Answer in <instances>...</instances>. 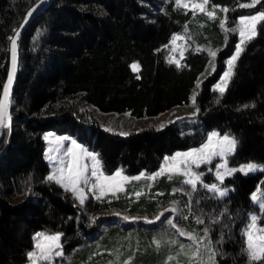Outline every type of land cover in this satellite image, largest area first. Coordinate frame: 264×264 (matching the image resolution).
I'll list each match as a JSON object with an SVG mask.
<instances>
[{"label":"trees","instance_id":"16d2710c","mask_svg":"<svg viewBox=\"0 0 264 264\" xmlns=\"http://www.w3.org/2000/svg\"><path fill=\"white\" fill-rule=\"evenodd\" d=\"M39 1L0 0V98L10 38ZM245 5L251 0H207L206 10L196 13L180 8L176 0H54L36 17L21 39L11 124L0 139V264L26 263L39 231L62 233V264H199L200 256L192 255L198 247L192 237L204 236L209 226L215 251L201 248L203 258L211 254L216 264H247L242 229L252 213L261 216L258 224L264 227V213L251 196L264 191V169L229 175L223 181L230 187L225 198L203 186L190 198L180 182L163 177L137 199L125 197L132 191L128 188L118 197H89L79 205L47 179L42 138L46 131L60 130L95 150L103 169L121 168L137 176L218 131L238 140L233 165L264 164V23L244 43L225 93L213 88L237 42L236 34L223 27L225 17L233 25L240 15L264 10V0ZM209 11L216 16L209 17ZM177 33L188 45L179 66L170 62L169 48ZM193 95L196 105H191ZM84 105L137 120L155 119L173 108L200 111L190 121L122 136L103 129ZM32 188L34 197L27 192ZM173 200L177 215L172 224H89L91 214L110 211L154 220Z\"/></svg>","mask_w":264,"mask_h":264},{"label":"snow or ice","instance_id":"6c2138e0","mask_svg":"<svg viewBox=\"0 0 264 264\" xmlns=\"http://www.w3.org/2000/svg\"><path fill=\"white\" fill-rule=\"evenodd\" d=\"M176 2L182 3L183 0H176ZM260 0H251V5L245 6H254L259 3ZM207 3V0H203L202 3L193 4V8H199L201 11H204V5ZM214 7H222L224 12L228 11L227 6L215 5ZM36 9L33 8L30 10L25 18L24 23H27V20ZM209 17H215V11H209L207 13ZM227 19V17H225ZM239 24L232 27L231 31L236 32L238 28L239 39L235 44V49L232 55L226 58V70L223 72L220 80L213 85V88L218 90V92L223 95L227 89L228 83L231 76L233 75V66L234 62L238 60L241 52L243 51V45L247 40H250L252 37H255L259 34L260 27L264 23V10H260L251 15H240ZM21 28L15 30V35L11 39V71L7 76L6 82L2 86V98H0V125H3L7 120L9 126L11 124V93L10 90L13 85L14 75L17 70L18 63V39L20 36ZM182 38L179 33L174 34L172 38V44H176L177 39ZM227 38V37H226ZM184 52L180 53V56L183 57ZM210 55L212 57L217 56V51L210 50ZM170 62H175L178 66L180 60L173 57ZM136 67V65H133ZM192 103L196 105L197 96H192ZM219 103V100H217ZM246 107V105H245ZM200 108L196 107L194 112L191 114L195 116L199 113ZM164 123L158 125L159 128H163ZM111 131L112 129H108ZM122 135H128L127 132H122ZM49 134H45L47 139ZM66 137L58 136L57 140H63ZM67 139H71L67 137ZM72 147L67 149V152L71 154V162L65 164L63 157H58L60 163L59 166H54V170L48 174L47 179L57 181L65 189L71 188V191L75 193L80 200V203L85 202V190L84 185L90 183L88 177L85 175L87 165L83 163L80 159L82 156L91 157V175L97 177L95 182H91L92 189H99L101 193L105 191H113L118 185H106L104 181L109 179L115 180L117 177L121 176V172L117 170L111 177L105 175L100 168L101 161L97 158V153L95 151H89L82 143H78L76 139H71ZM238 140L236 137L231 134L225 133L221 135L218 131H212L208 133L207 141L201 144L199 147H192L183 152H176L170 165H165L169 172H180L186 178V183L190 185L192 190L197 189L198 185H203L204 188L211 191L213 195H218L220 198L227 197L228 187L222 186L223 181L227 175H231L236 172V168L228 167L227 158L230 153L236 151ZM75 149H80L79 155L76 153ZM57 150H59V145H57ZM214 157H220L221 163L215 166V176L218 182H205L203 179L204 173L196 169L199 168L202 164L211 165ZM52 159V157H49ZM195 166V168L193 167ZM223 169V170H221ZM258 169H264V164L248 163L242 164L239 167L241 172L247 174L250 171H256ZM161 171H164V168H161ZM211 171V169H209ZM155 175V174H153ZM127 179V177H124ZM175 191V189H174ZM252 200L258 202L259 209L261 213H264V197H258L256 192L251 194ZM177 201L173 200L172 204L175 205ZM167 211V210H166ZM176 209L173 208L172 212H175ZM117 215H120L117 213ZM163 216L164 220L168 224H172L173 221L169 216H165L162 212L159 216H156V220H161ZM125 220H135L136 217L125 215L123 217ZM143 219L148 220L147 217ZM261 219V216H258L256 213L250 215V222L247 224L246 228L242 229V235L245 236V245L246 253L248 256L247 264H254L255 261H264V227H261L258 224V221ZM205 235L199 238L192 237V233L181 231V235H187L196 240L198 247L192 253L193 256H200L199 264H216V261L213 255H209L207 261L203 260V255L201 253V248L205 251L212 253L215 249L211 245V237L209 236L210 226L203 229ZM36 237H41V233H36ZM62 233L55 232L54 234L48 235L43 234V242L37 241L36 248L38 251H29L27 253L28 257L31 258L32 264H38L39 261H52L54 257L63 256V249L60 246V238ZM223 239V234L221 233V240ZM200 240H204V244H200ZM219 243V241H217ZM183 243L180 244V248H184ZM223 255V254H222ZM171 259V257H169Z\"/></svg>","mask_w":264,"mask_h":264},{"label":"rangeland","instance_id":"374dc122","mask_svg":"<svg viewBox=\"0 0 264 264\" xmlns=\"http://www.w3.org/2000/svg\"><path fill=\"white\" fill-rule=\"evenodd\" d=\"M202 2H203V0H199V1L183 0L182 3H179V4L177 3V5L186 11H193L196 13H200V12H204L206 10V4L204 5V11H201L199 8H193L192 5L197 4V3H202ZM226 21H227V19H225L223 21L224 29L226 31H228L230 34H233V33L236 34L237 41H238V39H239L238 28H237L236 32H232L231 29L233 26L239 24V19L235 20L233 25H228L226 23ZM181 37L182 38L177 39V42L175 45L172 44V41H171L170 46H169V48L171 49V52L173 54L172 57H175L178 60H180L182 58L180 56V53L181 52L185 53V51L188 48L186 38L183 36H181ZM134 65H136V64H134ZM135 68L136 67H133L134 70H135ZM225 70H226V68H225ZM195 90H198V85H197ZM192 104L193 103L191 102V105ZM84 108H87V110L91 113V115L94 117V119H96L100 123V126L103 129H105L107 131H109L108 129H112L111 132H114V133L117 132L119 135H122L121 134L122 132L129 133L132 131H142V130L150 129V128H159L158 125L160 123H164L166 125L167 123H172V122H177V121H180V122L190 121V118L193 117L191 114L194 112V109L192 108V106L173 108L168 113H166V114H164L158 118L137 120V119H134V118L129 117L128 115H124V114L123 115H120V114H103V113L98 112L97 110H95L93 107H91L89 105H84ZM45 134H49L47 139L45 138ZM221 135H223V134H221ZM58 136L66 137V139L58 141L57 140ZM122 136H124V135H122ZM67 137H70L71 139H75L70 134L61 133L60 130H50V131H46L43 133L42 138L45 142L44 156H45V159L47 160V164L49 167V173L54 170V166H59L60 161H59V159H57L58 157H63L65 164H68L71 162L72 157H71V154H69L67 152V149L71 148L72 144H71V139H67ZM206 141H207V138L205 139V141L203 143H205ZM57 145H59V150H57ZM85 147L89 151H95L92 148H89L87 146H85ZM75 151L79 155L80 149H75ZM180 152H183V151H180ZM175 153H173L170 156H166L163 160H161L157 169L141 172L137 176L128 175L126 173V171L124 169H121V168H118L112 172L107 171V170L103 169L102 165L100 164L101 171L105 175H108L109 177H111L117 170H119L121 172V176L117 177L115 180L109 179L107 181H104V183L106 185H118V186L115 187V189L113 191H105L103 193H101L98 188L92 189V187H91V182H95L97 180V177L91 175V163H92L91 157H87V156L80 157L81 161L87 165L85 175L88 177V179L90 181V183L84 185L85 200L89 197H92L93 199H98V200L102 199L103 197H118L119 195L124 194L128 188L129 189L131 188L132 191L130 194H126L125 197H127V198L132 197V199H137L142 194L143 191L146 192L150 186H152L153 184H156L157 181H159L163 177H165L166 181H168V182H172V181L173 182H175V181L180 182L181 187L183 188L182 192L185 193L186 195H188L187 193H189L190 198H193V197L195 198L196 192H198L197 189L203 185H198L197 189L192 190L190 185H188L186 183V178L182 175V173H180V172H169L167 170V168L164 167L165 165H170L174 162V161H172L171 157H173L175 155ZM233 154H234V152L230 153L228 155V158H227L228 167L236 168L237 171L241 172L239 170V167L242 164L236 166V165H233L231 163V157ZM49 157H52V159H49ZM97 158L99 159L98 153H97ZM219 163H221V158L220 157H214L211 165L202 164L196 170L204 173V177H203L204 180L206 179L207 176H210L211 179H209V181L216 183V182H218V180L215 176V166ZM249 163H255V162H249ZM246 164H248V163H246ZM256 164H258V163H256ZM193 167L195 168V166H193ZM161 168H164V171H161ZM209 169H211V171H209ZM221 170H223V169H221ZM262 170L263 169H258L256 171H250L248 173L260 172ZM242 173H244V172H242ZM153 174H155V175H153ZM228 176L229 175H227L225 178H227ZM124 177H127V179H124ZM52 181H54V180H52ZM141 181H144V183L140 184L139 188L138 187L135 188L134 184L139 183ZM55 182H57V181H55ZM205 182H207V181L205 180ZM59 185H61V184H59ZM228 189L230 190V187H228ZM65 190L68 191L69 193H71V195L76 199V201L79 205L81 204L79 197L71 191V188H68ZM27 192H28V196L29 195L31 197L35 196V192H34L33 188L28 190ZM257 196L258 197H264V191H258ZM256 203L258 204V202H256ZM173 208H175L174 205H169V206L163 208L161 210V212L159 213V215L163 212L165 216H169V213H171V216L169 218L172 219L173 217H175L177 215V211L172 212ZM117 213H119L120 215H117ZM125 215L126 214L122 213V212H112V211H110V212H98V213L90 215L89 224L100 227L101 225H103L105 223L104 221H106V220H107L106 222H111V220L112 221L113 220H115V221L116 220H118V221L122 220L124 222H131L132 224H135V223L140 224L139 222L150 224V223H158V222H161L162 220L164 221L163 216L161 217V220H156V219L145 220L142 217H136L137 219H135V220H125V219H123V217ZM132 217H134V216H132ZM38 233H41L42 236L35 238L34 249L32 251H38L36 248V244H37L38 240L43 242V234H48V235L54 234V233H48L46 231H39ZM60 246L63 249V246L61 244V238H60ZM60 257H54L52 261L41 260L38 262V264H62L63 262L58 260V259H60ZM207 259H208L207 257L203 258L204 261H207ZM24 264H32L31 258L28 257V261Z\"/></svg>","mask_w":264,"mask_h":264},{"label":"water","instance_id":"95a60500","mask_svg":"<svg viewBox=\"0 0 264 264\" xmlns=\"http://www.w3.org/2000/svg\"><path fill=\"white\" fill-rule=\"evenodd\" d=\"M54 0H40L38 3H36L30 10H32L33 8H35L36 10L33 12V14L31 15V17L28 18L27 23H24V19L21 22L19 28H21V25H23L21 32H20V36L19 39L17 41L18 43V63H17V70L15 72L14 75V80H13V85L12 88L10 90L11 93V105L12 102L14 100V90L16 87V83H17V77H18V73H19V63H20V43H21V39L23 37V35L25 34V32L27 31V29L29 28V26L31 25V23L36 19L37 16H39L46 8H48ZM29 10V11H30ZM28 11V12H29ZM27 12V13H28ZM26 13V14H27ZM26 16V15H25ZM25 18V17H24ZM11 71V44H10V52H9V66H8V72H7V76L9 74V72ZM7 80V78H6ZM2 98V96H1ZM11 108V106H10ZM8 122L7 120L5 121V123L3 125H0V139H1V133L3 132V130L8 126Z\"/></svg>","mask_w":264,"mask_h":264},{"label":"bare ground","instance_id":"6f19581e","mask_svg":"<svg viewBox=\"0 0 264 264\" xmlns=\"http://www.w3.org/2000/svg\"><path fill=\"white\" fill-rule=\"evenodd\" d=\"M1 136H2V133H1Z\"/></svg>","mask_w":264,"mask_h":264}]
</instances>
